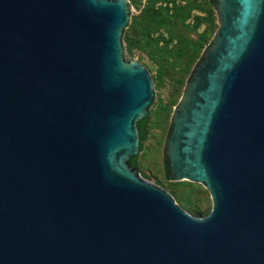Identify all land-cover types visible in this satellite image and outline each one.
<instances>
[{
    "label": "water",
    "instance_id": "1",
    "mask_svg": "<svg viewBox=\"0 0 264 264\" xmlns=\"http://www.w3.org/2000/svg\"><path fill=\"white\" fill-rule=\"evenodd\" d=\"M211 2L164 147L211 195L198 218L138 164L155 89L129 0H0V264H264V0Z\"/></svg>",
    "mask_w": 264,
    "mask_h": 264
},
{
    "label": "rangeland",
    "instance_id": "2",
    "mask_svg": "<svg viewBox=\"0 0 264 264\" xmlns=\"http://www.w3.org/2000/svg\"><path fill=\"white\" fill-rule=\"evenodd\" d=\"M140 2L137 5L129 0L132 13L130 24L126 29V35L129 36L133 33L132 55L129 51L130 44L123 35L126 55L148 69L155 89V98L150 107L151 121L148 125V138L144 144V150L139 155L138 162L141 168L149 174L155 185L168 191L174 197L177 204L189 214L201 218L212 210L213 202L209 191L199 183L169 181L165 174L164 147L174 109L183 96L184 89L193 69L204 54L205 48L212 42L219 28L217 13L216 10H212L208 5L204 4L202 0H198L196 6L204 8L207 10V13L196 10L185 24L177 23V27L171 22L170 26L171 30L174 31L173 37L175 39L168 45L167 50L158 52L155 59H153L151 54L154 55V50L145 44L150 42V44H153L152 46H155L156 41L161 39L159 47L164 48L167 46L166 42L171 39L172 35L167 32V29H158L157 24L151 23L144 18L143 9L146 0H141ZM178 4H185V2L179 1ZM186 12L187 10L180 16H185ZM197 16L202 18L198 33H203L208 29L209 20L212 18H214L215 33L202 52L194 53L195 51L192 49H183L181 51L182 45L178 40L179 38L188 37L194 39L196 37L191 30L197 24V19L195 18ZM149 32L151 33L150 38L148 37Z\"/></svg>",
    "mask_w": 264,
    "mask_h": 264
},
{
    "label": "trees",
    "instance_id": "3",
    "mask_svg": "<svg viewBox=\"0 0 264 264\" xmlns=\"http://www.w3.org/2000/svg\"><path fill=\"white\" fill-rule=\"evenodd\" d=\"M141 0H131L134 4H139ZM144 1V0H143ZM179 1L182 3L185 2V4H178ZM198 0H146L144 9H143V15L144 18H146L149 22L157 24L158 29H167L168 33H170L171 39L166 42L167 46L164 48H160V40L156 41L155 46H152L153 44H150V42H147L145 45L150 47L152 50H154V55L151 54V57L155 59V56L158 54V52H163L168 49V45L174 41L173 32L170 26V23L173 22L175 26L177 27V23L185 24V22L190 19L193 15V12L196 10H199L201 12H206L204 8H198L196 6ZM201 1V0H200ZM204 4L208 5V7L212 8V10H216L214 5L212 4L211 0H202ZM187 10L185 16H180L182 13ZM173 12V13H172ZM211 15V13H209ZM197 19V24L192 28L191 31H193L194 36H196L194 39L192 38H177L179 42H181L183 49L189 50L192 49L195 51L194 53H200L203 51V49L209 44V41L213 34L215 33L214 27V18H212L209 23V27L207 30H205L203 33H198V28L201 27L202 18L200 16L195 17ZM127 30L124 32V37L127 38V41L129 42V51L132 55L133 53V33H131L129 36L126 35ZM148 37H151V33H148ZM183 43V44H182ZM197 57V55H196ZM167 61V59H165ZM151 121V119H150ZM149 121V123H150ZM149 125V124H148ZM147 138H148V132H147ZM146 138V140H147ZM146 142V141H145ZM145 144V143H144ZM144 150V148H143ZM139 160V157H138ZM139 164V162H138ZM140 166V164H139ZM141 167V166H140ZM211 210L203 215V217L207 216Z\"/></svg>",
    "mask_w": 264,
    "mask_h": 264
}]
</instances>
